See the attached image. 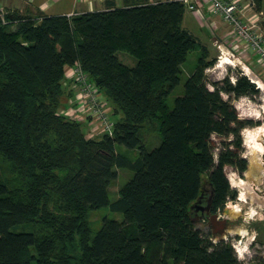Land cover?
<instances>
[{
  "label": "trees",
  "instance_id": "1",
  "mask_svg": "<svg viewBox=\"0 0 264 264\" xmlns=\"http://www.w3.org/2000/svg\"><path fill=\"white\" fill-rule=\"evenodd\" d=\"M250 1L264 17V0ZM184 11L175 0L139 2L0 24V156L16 181L0 179V264H239L229 241L213 243L195 227L194 209L209 201L217 213L235 199L226 169L246 170L241 132L254 122L231 100L259 90L246 76L207 87V52L181 27ZM198 48V68L170 109L181 66ZM76 63L119 115L111 137L88 138L59 112L71 87L65 67ZM154 135L160 142L148 149ZM115 168L132 177L110 201ZM104 207L123 220L103 218L92 233L88 213Z\"/></svg>",
  "mask_w": 264,
  "mask_h": 264
},
{
  "label": "rangeland",
  "instance_id": "2",
  "mask_svg": "<svg viewBox=\"0 0 264 264\" xmlns=\"http://www.w3.org/2000/svg\"><path fill=\"white\" fill-rule=\"evenodd\" d=\"M31 17H36L33 13ZM201 52L199 49L193 50L188 54L186 61L181 66L180 84L172 91L167 98L168 107L171 109L174 105L176 97L183 94L184 83L188 76L195 73L198 68V58ZM219 53L215 49L207 55L202 66L203 78L207 87L213 89L212 84L221 81L228 77L230 82H234L238 76H246L248 78V70L237 63L222 64L218 62ZM119 61L127 66H134L136 60L129 55L118 52ZM264 85V76L261 78ZM68 81L63 82L64 87ZM255 84V83H254ZM259 94L251 99L249 97H241L236 100H231V103L238 111L240 119H248L254 122L253 125L247 126L241 132L242 136V153L241 156L247 161L246 170L240 175L235 169H226V175L230 183L231 189L236 193L235 199L228 200L222 210L217 213L220 218L227 220V227L224 229L222 236L214 235L212 227L205 219L204 208L207 202L199 203L195 208V227L201 231L203 235L210 236L213 243L223 239L229 241L236 253L239 264H264V89L258 87ZM72 92V96H69ZM223 98L227 96L223 94ZM73 100V91L68 86L66 95L62 100L61 110L65 109L69 100ZM109 102V101H108ZM110 113L112 114L113 108ZM113 105V104H112ZM115 108V106H114ZM113 120H118V116H111ZM91 126V125H90ZM83 131L88 134V126L83 125ZM247 131L256 134L255 141L246 139ZM160 142V138L154 135L150 138L147 148L152 149ZM214 144V159L217 160L218 149L220 148L219 140L212 137ZM116 150L119 154L129 158H136L137 150H127L123 146H117ZM116 179L110 183L108 197L110 201L118 197V193L122 186L126 185L132 177V172L125 168H115ZM205 177V176H203ZM0 179H9L13 186L16 185L15 176L11 173L10 164L0 156ZM244 184H240V182ZM228 210L225 214L224 210ZM204 217V219H203ZM103 218L122 221L123 215L119 212H113L109 207H104L98 210H92L88 213V224L92 233L97 232L101 228Z\"/></svg>",
  "mask_w": 264,
  "mask_h": 264
},
{
  "label": "built area",
  "instance_id": "3",
  "mask_svg": "<svg viewBox=\"0 0 264 264\" xmlns=\"http://www.w3.org/2000/svg\"><path fill=\"white\" fill-rule=\"evenodd\" d=\"M193 13H202L206 7L212 16L219 17L231 32V48L220 53L218 62L234 64V58L251 51L264 67V17L260 13L251 20L241 16L240 0H176ZM7 15L0 11V24H9ZM65 79L71 83L73 100H69L60 114L88 126V138L113 136L115 121L111 117L109 102L97 86L90 81L79 65L66 66ZM249 78V77H248ZM250 79V78H249ZM251 82H253L250 79ZM233 82V81H232ZM254 83V82H253ZM91 125V126H90Z\"/></svg>",
  "mask_w": 264,
  "mask_h": 264
},
{
  "label": "crops",
  "instance_id": "4",
  "mask_svg": "<svg viewBox=\"0 0 264 264\" xmlns=\"http://www.w3.org/2000/svg\"><path fill=\"white\" fill-rule=\"evenodd\" d=\"M167 1L174 0H0V11L11 17L30 16L33 13L37 15V12L47 16H72L104 11L111 6L121 8L129 3L148 2L154 4ZM240 8L244 20H251L258 16L250 0H240ZM181 27L196 38L199 46L206 49L208 56L213 49L219 54L228 55L231 48L229 27L219 17L212 16L206 7L202 13H193L185 9ZM233 61L249 71L248 77L252 81H260L264 76L263 65L251 51L236 56ZM259 87L264 89L263 84H260ZM245 135L249 141L256 140V134L253 132L247 131Z\"/></svg>",
  "mask_w": 264,
  "mask_h": 264
},
{
  "label": "water",
  "instance_id": "5",
  "mask_svg": "<svg viewBox=\"0 0 264 264\" xmlns=\"http://www.w3.org/2000/svg\"><path fill=\"white\" fill-rule=\"evenodd\" d=\"M209 208H210V203L208 201L207 205L203 209L202 208H200V209L202 211L203 210L205 211L207 222L212 227L213 234L222 236V234L224 233V229L227 227L228 222L225 218H220L218 213L209 214ZM224 212H225V214H228L227 209H225Z\"/></svg>",
  "mask_w": 264,
  "mask_h": 264
},
{
  "label": "bare ground",
  "instance_id": "6",
  "mask_svg": "<svg viewBox=\"0 0 264 264\" xmlns=\"http://www.w3.org/2000/svg\"><path fill=\"white\" fill-rule=\"evenodd\" d=\"M256 85H258V87H259V85L260 84H263V83H261L260 81H253ZM240 184H244V183H242V181L240 182Z\"/></svg>",
  "mask_w": 264,
  "mask_h": 264
}]
</instances>
